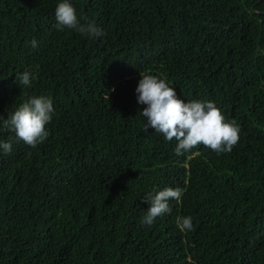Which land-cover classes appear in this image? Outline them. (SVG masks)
I'll return each mask as SVG.
<instances>
[{"label":"trees","instance_id":"1","mask_svg":"<svg viewBox=\"0 0 264 264\" xmlns=\"http://www.w3.org/2000/svg\"><path fill=\"white\" fill-rule=\"evenodd\" d=\"M60 2L0 0V116L55 110L36 148L0 126V264H264V0H70L99 38L58 30ZM140 72L236 120L232 151L145 132ZM167 187L180 201L142 224Z\"/></svg>","mask_w":264,"mask_h":264},{"label":"clouds","instance_id":"2","mask_svg":"<svg viewBox=\"0 0 264 264\" xmlns=\"http://www.w3.org/2000/svg\"><path fill=\"white\" fill-rule=\"evenodd\" d=\"M56 27L63 31L65 28L75 30L86 36L99 38L104 35L95 22H84L78 18L77 11L70 0H62L55 9ZM33 47L37 41H31ZM141 79L136 88L139 104L147 105L140 113L147 118L144 125L146 132L149 127L161 133L166 141L175 140L176 155H182L196 146L203 145L216 153L231 152L240 139V126L236 120H228L223 112L212 101H188L177 96L174 87L169 86L165 79L157 75L140 72ZM20 84L31 86L35 77L30 72H23L17 76ZM53 101L46 95H33L5 119L0 116V126L15 133L17 139L22 140L31 148H36L48 136V125L54 114ZM0 149L4 154L12 152V142L0 141ZM183 190L180 187H167L145 196L149 204L146 215L141 223L152 225L154 220L169 212V201H180ZM177 226L181 231L191 230L192 218L178 217Z\"/></svg>","mask_w":264,"mask_h":264}]
</instances>
